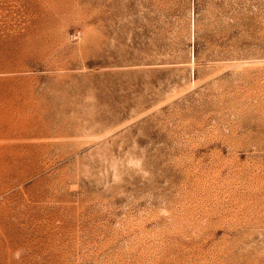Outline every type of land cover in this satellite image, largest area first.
Here are the masks:
<instances>
[{
	"label": "rangeland",
	"instance_id": "374dc122",
	"mask_svg": "<svg viewBox=\"0 0 264 264\" xmlns=\"http://www.w3.org/2000/svg\"><path fill=\"white\" fill-rule=\"evenodd\" d=\"M0 264H264V0H0Z\"/></svg>",
	"mask_w": 264,
	"mask_h": 264
}]
</instances>
